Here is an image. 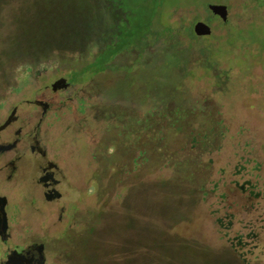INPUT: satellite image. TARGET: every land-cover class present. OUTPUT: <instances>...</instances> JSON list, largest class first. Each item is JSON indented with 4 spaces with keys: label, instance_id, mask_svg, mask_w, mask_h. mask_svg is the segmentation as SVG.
<instances>
[{
    "label": "rangeland",
    "instance_id": "obj_1",
    "mask_svg": "<svg viewBox=\"0 0 264 264\" xmlns=\"http://www.w3.org/2000/svg\"><path fill=\"white\" fill-rule=\"evenodd\" d=\"M142 4L0 0V121L15 106L38 122L65 184L33 212L36 180L12 184L13 244L42 245L43 264H264V0H166L153 34ZM197 21L212 32L189 41ZM60 77L68 89L52 91Z\"/></svg>",
    "mask_w": 264,
    "mask_h": 264
},
{
    "label": "flooded vegetation",
    "instance_id": "obj_2",
    "mask_svg": "<svg viewBox=\"0 0 264 264\" xmlns=\"http://www.w3.org/2000/svg\"><path fill=\"white\" fill-rule=\"evenodd\" d=\"M69 85L65 89H68ZM31 102L41 109V116L49 109V104L42 100ZM38 125V122L31 124L27 118H21L15 106L0 121V241L2 245L5 244L4 251L1 252L2 257L0 254V264H41L43 259L42 245L31 238L29 241H21L23 245L13 244L18 241L12 240L14 234H19L21 229L18 228L19 223L14 217L9 216L10 212L16 213L20 210L16 195L8 194V189L14 190L12 184L23 179L21 175L25 172L30 180H36L32 181L33 188L28 192L30 197H33L29 203L31 212L37 209L35 200L38 195L45 204L57 203L64 197L63 177L53 158L40 145ZM55 191H58L60 196L52 201L46 200L47 197L53 198L57 193Z\"/></svg>",
    "mask_w": 264,
    "mask_h": 264
},
{
    "label": "trees",
    "instance_id": "obj_3",
    "mask_svg": "<svg viewBox=\"0 0 264 264\" xmlns=\"http://www.w3.org/2000/svg\"><path fill=\"white\" fill-rule=\"evenodd\" d=\"M51 1L53 2V0H51ZM165 1L166 0H142V3H143L141 5L142 8H143V6H147L149 8L148 17L146 18V22H143L141 24L142 25L141 27H143L142 29H143V31L145 33H147V34H151L152 33L153 34V32H152V31H154L153 29L155 27H157L158 25H161V24L158 23L159 18L157 16H155L153 18V15H154L155 11H159V12L162 11L161 10V6H162V4ZM46 9L48 10V9H50V7L48 6V7H45L43 9L42 8H38L37 12H40V16H41L44 13V10H46ZM49 17H50L49 16V13H47V15H43L42 19H46V18H49ZM227 23L228 22H225V23H223V25L224 26H228ZM77 26L79 28H81V24L80 25H77ZM46 27H48V26H46ZM48 28H51V27H48ZM135 28L136 29H134V30L131 28L128 31L124 32L123 36L120 37L117 42L114 41L115 38L113 36L112 37L110 36L112 38L110 44H111V46H113V48L111 49V51H109L108 53H105V54L104 53L97 54L95 56L94 60L92 62H90L85 67V69H84L85 71L82 74H84L86 71H88V69H91L93 71H96V69H95L96 67L101 68V67L105 66L107 64V62H109L110 58L113 57L115 54H117L119 52L121 46L125 42H127V43L131 42L132 41V38L134 39L133 36L138 34V33H136L138 30H140L138 32H141L142 29L140 28V22L136 21ZM51 29H53V28H51ZM182 31L185 33V36L189 39V41L196 40V36L194 35V33H193V31L191 30L190 27H187L186 29H184L182 27ZM62 36H63L64 39H66L64 35H62ZM74 36H79L80 39L82 37L85 40L88 35H87V33L84 34V35H81V31L77 29V33ZM43 38L45 40V37H43ZM43 53H44L43 56L38 58L39 60H42L45 55H49L46 52H43ZM214 54H215L214 52H211L210 54H208V56H209L208 59H211L214 56ZM109 56H110V58H109ZM41 63H43V62H40L39 64H41Z\"/></svg>",
    "mask_w": 264,
    "mask_h": 264
},
{
    "label": "water",
    "instance_id": "obj_4",
    "mask_svg": "<svg viewBox=\"0 0 264 264\" xmlns=\"http://www.w3.org/2000/svg\"><path fill=\"white\" fill-rule=\"evenodd\" d=\"M207 9L215 16H218L222 22H226L228 19V10L227 6L225 4H216V3H209L207 4ZM193 33L196 36H209L212 32L211 27L204 21H197L193 25ZM69 85V82L63 77H60L56 79L52 84H51V89L52 91H57L61 89H65ZM41 102V101H38ZM53 196V198H46V200H55L60 196V193L58 191ZM44 263V259H42L41 264Z\"/></svg>",
    "mask_w": 264,
    "mask_h": 264
}]
</instances>
